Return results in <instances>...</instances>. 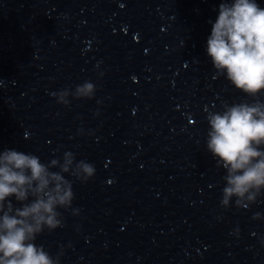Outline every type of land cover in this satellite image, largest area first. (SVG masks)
I'll return each mask as SVG.
<instances>
[{
	"label": "clouds",
	"instance_id": "1",
	"mask_svg": "<svg viewBox=\"0 0 264 264\" xmlns=\"http://www.w3.org/2000/svg\"><path fill=\"white\" fill-rule=\"evenodd\" d=\"M206 51L216 77L253 98L251 103H224L221 111L206 116V149L226 173L220 205L227 209L234 198L237 208H248L264 195V101L258 99L264 93V8L256 0L222 2ZM95 92L96 85L86 80L74 91L65 88L53 96L67 107L70 96L90 100ZM95 171L93 164L77 162L71 151L47 164L32 153L0 152V264H60L62 253L53 257L35 241L45 230L64 226L58 209L72 208L73 184L64 174L86 183ZM78 212L72 209L73 215ZM260 218L259 213L252 217Z\"/></svg>",
	"mask_w": 264,
	"mask_h": 264
}]
</instances>
